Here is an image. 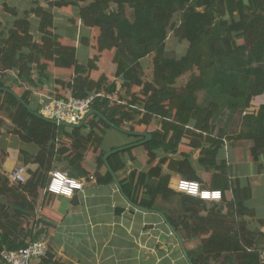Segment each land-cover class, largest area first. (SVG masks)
Masks as SVG:
<instances>
[{"label":"trees","instance_id":"16d2710c","mask_svg":"<svg viewBox=\"0 0 264 264\" xmlns=\"http://www.w3.org/2000/svg\"><path fill=\"white\" fill-rule=\"evenodd\" d=\"M85 4L76 0L48 3L50 8L72 12L81 22L80 41L82 45L89 43L88 52L106 53L102 64L98 56L83 59L64 35L55 33L54 16L37 2L24 10L16 7V0L2 4L8 23L4 25L0 12V149L7 147L5 138L11 137L19 146V165L38 168L27 171L24 183L13 182L0 163V264H4L3 251L19 250L46 235V207L58 196L47 191L54 172L64 171L77 181L94 178L99 186L115 184L104 162L105 154L115 148H102L107 130L114 129L110 124L147 133L155 121L161 128L149 132L151 140L138 146L146 151L152 165L147 171L136 168L118 177L125 194L139 206L162 212L176 231L200 238V253L192 256L193 264L219 259L228 264H264V234L251 232L245 221L253 213L247 206L251 187L242 184L236 165L231 166L223 152L226 140L251 142V161L262 169L264 0H90ZM171 32L188 44L186 54L179 59L167 50ZM149 57L152 81H144L143 61ZM47 62L59 72L72 70L68 83L56 79L71 92L68 96L84 99L98 95L92 109L108 122L93 115L83 127L71 129L37 116L40 94L35 97L32 88L53 81L45 74ZM109 62L115 66L112 75L104 70ZM15 69L17 75L11 78L8 71ZM187 76L185 86L179 89L178 81ZM118 81L128 97L119 96ZM56 97L67 96L58 92ZM253 102L258 107L250 110ZM225 112L228 121L242 115V129L235 136L226 127L215 125ZM5 116L12 123L8 133L2 131ZM126 125L130 128L124 129ZM118 132L132 139L129 144L144 139ZM185 138H190L189 148L199 151L196 163L192 154L181 148ZM134 149L108 159L115 174L124 170L128 161L136 164ZM90 151H99L92 174L85 156ZM201 172L210 176L208 184L201 179ZM181 180L220 192L221 199L191 197L177 188ZM174 199L182 210L177 217L156 206L157 201ZM122 211L116 209L117 213Z\"/></svg>","mask_w":264,"mask_h":264},{"label":"crops","instance_id":"0c3cea01","mask_svg":"<svg viewBox=\"0 0 264 264\" xmlns=\"http://www.w3.org/2000/svg\"><path fill=\"white\" fill-rule=\"evenodd\" d=\"M79 35L80 32L78 35L76 33L64 34V37L67 44H72L79 50ZM91 52L99 57L101 64L107 60L105 52L100 54L96 51L81 52L79 50V55L85 58L92 55ZM114 71L115 66L111 62L110 74H114ZM49 77L53 78V82L45 84L50 83L51 85L48 96L56 97L58 92L64 96L71 95L67 88L62 89L61 84H64L62 80L60 84L56 83L55 76ZM121 84V81H118L119 92ZM106 137L107 134L105 139ZM102 148L104 150L116 149L111 146L105 147L104 143ZM7 149L6 147L4 150L7 151ZM137 150H133L132 153L135 158ZM34 151L36 152V149H33ZM4 163V170L10 175L19 167V158L10 156ZM261 164L262 169L259 170L258 165L254 164L251 159L237 163L236 173L240 175L242 184L250 185L252 190V197L247 206L253 213L245 219L247 227L253 233L264 234V225H261V221H264V158ZM249 167H253V170L250 171ZM27 168L34 172L38 166L29 165ZM136 168L142 169L143 166L139 162L134 164L128 161L127 167L117 172L116 175L125 177ZM89 172L91 174L94 172L92 162L89 163ZM78 181L82 182L83 189L74 191L70 197L53 196L51 205L46 207L44 221L46 222L45 232L49 252L47 257L35 259L31 264H190L177 239L168 230L169 228L160 216L132 209L125 202L115 184L99 186L94 178H80ZM41 194L43 197L44 192ZM227 197L231 200V193H228ZM117 208L123 211L117 213ZM177 233L182 238L192 260V256L200 253V238H189L184 232L177 231ZM254 238L257 239L255 236ZM228 248L246 249L241 245H229ZM261 258L264 259V251ZM211 264L228 263H223L219 259L213 260Z\"/></svg>","mask_w":264,"mask_h":264},{"label":"rangeland","instance_id":"374dc122","mask_svg":"<svg viewBox=\"0 0 264 264\" xmlns=\"http://www.w3.org/2000/svg\"><path fill=\"white\" fill-rule=\"evenodd\" d=\"M50 1H55V0H16V7H18V9L24 10V8H26L28 3L30 4V7H31V5L34 2H37L38 5L42 6L44 9H47V11L54 16L55 29H53V30L55 31V33L61 34V35H64V34L68 35V34H71V33L72 34L76 33V35H78L79 32L81 33V29L83 31L81 22L79 20L74 19L75 16L72 14V12H70V11L66 12V11H63V10H60V9H57V8H50L49 5H48V3ZM76 1H79L80 4L82 5V4L88 3L90 0H86L85 3H83L82 0H76ZM3 2H4V0L0 2L1 18H2V21H4V25H7L8 19L5 16L6 15L5 12L1 10V9H3V7H2ZM127 15H128V17L130 19H132V11L131 10H129V9L127 10ZM31 20L35 21L36 18L32 15L31 16ZM71 20H73L74 22H71ZM90 36H91V33L89 32L88 38ZM79 38H80V35H79ZM78 42H79L78 43L79 50H81V52H84L88 48L87 45L89 43L86 44V42H83V45H82V40L80 41V39H79ZM166 46H167V50L170 53V55L172 57H175V58H178V59L181 58L182 56H184L186 54V52H187V49H188V44L186 42H184V41H180L179 39H177L172 34V32L169 34V38H168V40L166 42ZM91 51H95V50H91ZM91 54L92 55H90V56L93 57L94 54L92 52H91ZM80 56H82V55L80 54ZM85 58H83V59H85ZM143 62H144V66H145L144 67V69H145V71H144V81H152V73H153L152 57H149V58L145 59ZM47 64H48V69L45 72L46 75L51 76V77L53 75V76L56 77L55 79H59L60 81L62 80L64 83H68V80L70 81V78H71V75H72V70L71 69H70L71 72L67 71V72L63 73V72H59L54 67H51L50 65H52V63L47 62ZM106 64L107 65L105 66L104 70H105V72L107 74H110L111 73V62L106 63ZM113 69H114V67H113ZM8 72H9L8 75H10L11 78H13V77H15L17 75L16 69L11 71V72L10 71H8ZM34 78L35 79L37 78L36 74L34 75ZM188 79H189L188 76L180 79L178 81V84H177L178 86L177 87L179 89L184 87L186 82L188 81ZM49 84L33 88L32 91H33L35 97L37 95H39V94L48 95L49 94L48 91L51 90V88H50L51 85H49ZM56 86H57V84H56ZM28 87L31 88V86H29V85H28ZM62 89L64 90L65 88L62 86ZM125 91L126 90L121 89V91L119 92V96L128 97L126 95ZM38 92H42V93H38ZM122 92L124 94H122ZM114 99L117 100L118 98L114 97ZM253 103L254 104H252V108L250 110L256 109L258 107V103H256V102H253ZM4 118H5V123L6 124H5V127L3 128L2 131L3 132H7V128L8 127H12V123L7 118V116H5ZM215 125H216V127L218 129H223V128L226 127L225 129L228 130L231 135L235 136L242 129V115L240 113H238V114L233 116L232 120L228 121V113L225 112L224 114L220 115V117L216 121ZM128 128H130V125L124 126V129H128ZM160 128H161L160 123L158 121H155L150 126H148L147 133L154 132V131H156V130H158ZM217 130H216V132H217ZM131 140L132 139H129L128 137L123 136L117 130L108 129L107 130V137H106V139L104 141V146L105 147H110L111 146V147L118 148V147L126 146V144L129 145ZM5 141H6V146L8 144V146H7L8 149L5 152H3V150L1 151V149H0V163L1 164L3 162H5L6 158H9L10 156H13L14 158H16V157L19 158L20 157L19 147L17 146L18 144H16L11 137H6ZM189 141H190V138H185L183 140L181 148L183 150H185V151H189L192 154L193 160L196 163V161L198 159L199 151L198 150L193 151L191 148H189ZM65 145L68 146V147H71V144L65 143ZM251 146H252V143L248 142V141L226 140L225 141L226 151H223V152L225 153L226 159L230 162V164H232L231 166L234 167V165H236L237 163H241V162H244V161H247V160L251 159L250 148H249ZM136 149H138L137 150L138 152H136V161L139 162L140 164H142V166H143V168L140 169V170H146L147 171L148 168H150L151 165H152V164H150L148 162L149 158L147 156V153H146V151L144 149H142L140 147H136L134 150H136ZM91 152L92 151L87 152L85 154V156H86L87 162L88 163L92 162L93 163V167H95L94 166L95 165L94 162H95V159H96L97 155L99 154V151L96 154L91 153ZM4 165H5V163L2 166L3 168H4ZM234 169L235 168H233V170ZM58 170L62 171L60 168H58ZM235 170H237V169H235ZM249 170L252 171L253 167H249ZM62 173L67 175L64 171H62ZM200 176H201V179L203 180V182L205 184L209 183V177L210 176H208V174L201 172ZM81 184H82V182H81ZM206 188H208L207 185H206ZM82 189H83V186H82ZM72 195H73V193L70 196H72ZM59 196H62V195H59ZM70 196H67V197H70ZM206 203H208L209 207H212L210 202H206ZM156 206L160 207V208H164L165 211L168 212L169 214H171V216H173V217H177L178 213H182V210L179 208L178 202L176 201V199H174L173 201H170V202L169 201L168 202L157 201L156 202ZM37 211L39 212V208L37 209ZM30 227H31V221H30Z\"/></svg>","mask_w":264,"mask_h":264},{"label":"built area","instance_id":"2783aa9c","mask_svg":"<svg viewBox=\"0 0 264 264\" xmlns=\"http://www.w3.org/2000/svg\"><path fill=\"white\" fill-rule=\"evenodd\" d=\"M97 96L91 95L79 99L72 96L58 98L40 94V114L50 120L78 125L93 110L92 105ZM27 171L26 166H19L10 174V179L13 182L24 183L27 179ZM82 186L80 181L70 179L58 171L52 174V181L47 191L56 195L70 196L74 191L81 190ZM177 188L191 197L200 198L204 201L218 202L221 199L220 192H209L202 189L199 183L181 180L178 182ZM48 252V239L46 235H43L24 248L15 251H3L1 258L4 264H31L35 259L47 257Z\"/></svg>","mask_w":264,"mask_h":264},{"label":"water","instance_id":"95a60500","mask_svg":"<svg viewBox=\"0 0 264 264\" xmlns=\"http://www.w3.org/2000/svg\"><path fill=\"white\" fill-rule=\"evenodd\" d=\"M1 89V88H0ZM3 90H6L10 93H12L13 95H15L14 92L12 91H9L7 89H3ZM17 97V95H15ZM19 98V97H18ZM27 106V105H26ZM28 107V106H27ZM37 116L43 118L44 120H46L47 122L49 123H52L56 126H59V127H66V128H71V129H79L81 127H83L86 123V121L93 115H99L100 117H102L106 122L107 119H105L98 111L96 110H92L90 113H88L84 119L78 124V125H72V124H68V123H64V122H58V121H55V120H50L48 118H45L44 116H42L40 113H36ZM110 124V123H109ZM114 129L120 131V132H123L127 135H131V136H136V137H143L144 139L142 141H139L137 143H133V144H129V145H126V146H123V147H119V148H116V149H113L111 150L110 152L106 153L105 156H104V162H105V166L107 168V170L111 173L112 177H113V180H114V183L116 185V187L118 188L121 196L123 197V199L125 200V202L127 204H129L131 207H133L134 209H136L137 211L139 212H143V213H151V214H157L159 215L164 223L166 224V226L169 228V230L171 231L172 235L177 239L180 247H181V250L185 256V258L188 260V262L190 264H193V261L191 260V258L189 257V254L184 246V243H183V240L182 238L178 235L176 229L172 226V224L170 223V221L168 220V218L160 211H156V210H151V209H148V208H144L142 206H139L135 203H133L129 197L125 194L120 182H119V179L117 177V175L114 173V171L111 169L110 165H109V162H108V159L113 156V155H116L120 152H124V151H127L129 149H133V148H136L138 146H142L143 144L149 142L152 138V136L149 134V133H140V132H132V131H126V130H123V129H120V128H117L115 126H113L112 124H110Z\"/></svg>","mask_w":264,"mask_h":264}]
</instances>
